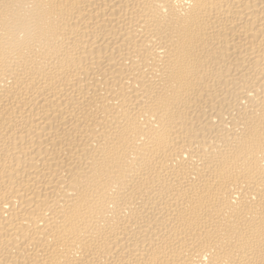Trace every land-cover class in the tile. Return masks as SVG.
Wrapping results in <instances>:
<instances>
[{
    "label": "bare ground",
    "instance_id": "bare-ground-1",
    "mask_svg": "<svg viewBox=\"0 0 264 264\" xmlns=\"http://www.w3.org/2000/svg\"><path fill=\"white\" fill-rule=\"evenodd\" d=\"M0 264H264V0H0Z\"/></svg>",
    "mask_w": 264,
    "mask_h": 264
}]
</instances>
